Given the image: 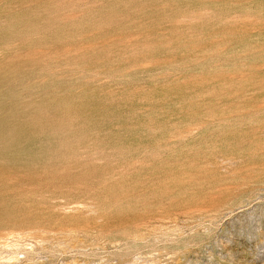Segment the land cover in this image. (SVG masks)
<instances>
[{
    "label": "rangeland",
    "instance_id": "obj_1",
    "mask_svg": "<svg viewBox=\"0 0 264 264\" xmlns=\"http://www.w3.org/2000/svg\"><path fill=\"white\" fill-rule=\"evenodd\" d=\"M0 264H264V0H0Z\"/></svg>",
    "mask_w": 264,
    "mask_h": 264
}]
</instances>
